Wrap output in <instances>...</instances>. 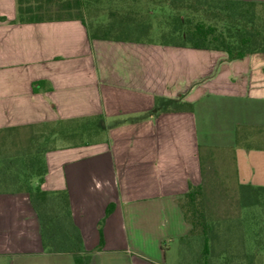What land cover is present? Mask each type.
Returning <instances> with one entry per match:
<instances>
[{"label": "crops", "instance_id": "obj_1", "mask_svg": "<svg viewBox=\"0 0 264 264\" xmlns=\"http://www.w3.org/2000/svg\"><path fill=\"white\" fill-rule=\"evenodd\" d=\"M14 19V0H0V128H83L44 153L40 188L67 192L88 264H166L190 229L177 199L201 182L199 151L236 183L264 187V52L229 59L90 40L78 19ZM155 96L192 109L153 114ZM0 264H74L43 249L25 192L0 193Z\"/></svg>", "mask_w": 264, "mask_h": 264}, {"label": "trees", "instance_id": "obj_2", "mask_svg": "<svg viewBox=\"0 0 264 264\" xmlns=\"http://www.w3.org/2000/svg\"><path fill=\"white\" fill-rule=\"evenodd\" d=\"M100 1L14 0L13 21L78 19L90 40L155 41L163 45L220 50L229 59L264 52V0H105L112 8L107 13V19L86 22L81 14L82 8ZM148 4H166V8L173 11L168 25L158 33L159 40L149 35L146 21L137 18L138 11L131 9ZM256 7L260 9V14L256 12ZM191 109L190 103L179 99L155 96L152 113ZM65 122L0 128V193H27L39 221L43 249L66 252L71 254L74 264H88L90 253L83 248L80 233L72 220L67 192L40 188L46 173L44 153L83 134V128L76 130L61 124ZM6 138L11 143L9 148L7 145L3 147ZM206 150L205 155L199 151L200 184H188L187 191L177 199L183 218L190 225L187 234L177 243L190 250L192 241L199 243L198 251L191 252L192 264H264L263 186L237 183L236 216L247 227L246 234L240 235L246 242L245 248L240 252L232 251L226 240L224 248L213 253L212 242L218 241L215 232L217 220L209 211L206 215L209 208L205 205V191L209 188L207 194L212 196L215 183L208 179L204 185L206 164L213 161L211 149ZM106 210H110V205Z\"/></svg>", "mask_w": 264, "mask_h": 264}, {"label": "rangeland", "instance_id": "obj_3", "mask_svg": "<svg viewBox=\"0 0 264 264\" xmlns=\"http://www.w3.org/2000/svg\"><path fill=\"white\" fill-rule=\"evenodd\" d=\"M175 3V2H174ZM111 4L107 3L105 0H101L99 3H92L87 7L82 8L81 14L86 22L92 21H105L107 19V13L109 11ZM143 5L142 7L136 6L132 7L133 11L137 12V18L146 21L148 25L149 35L154 40H159L158 33L165 29L171 20L173 11H169L166 4H161L155 6ZM150 7V8H148ZM256 12L260 14V9L256 7ZM87 134L85 138H88ZM9 138H6L5 144L10 146ZM217 161L206 164V172L204 175V185L208 179L214 181V187L212 196L207 194L209 188H206V200L205 205L206 215L208 211L214 219L217 220V225L215 226V232L218 235V241L212 242V251L217 253L224 248L225 241H229V245L232 251L240 252L246 246V242L243 238H240L242 233L247 232L246 224L240 223L236 214V199H237V183L232 178L229 170L217 167ZM243 237V236H242ZM184 247V248H183ZM199 243L192 241V249L190 250L186 246H180L178 243H172L169 253L166 255V264H192V250L198 251Z\"/></svg>", "mask_w": 264, "mask_h": 264}]
</instances>
